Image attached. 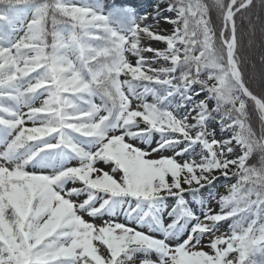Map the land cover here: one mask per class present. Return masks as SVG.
<instances>
[{"label":"snow or ice","instance_id":"1","mask_svg":"<svg viewBox=\"0 0 264 264\" xmlns=\"http://www.w3.org/2000/svg\"><path fill=\"white\" fill-rule=\"evenodd\" d=\"M254 6L0 0V264H264V91L237 23ZM221 177L216 210L197 198Z\"/></svg>","mask_w":264,"mask_h":264},{"label":"rangeland","instance_id":"2","mask_svg":"<svg viewBox=\"0 0 264 264\" xmlns=\"http://www.w3.org/2000/svg\"><path fill=\"white\" fill-rule=\"evenodd\" d=\"M108 1L109 0H106V1L102 0V2L104 4H106ZM157 3H160V0H131V3H128L127 6L134 7L137 10V13L139 15H144L146 12H150V13L155 14V7H156ZM166 14L172 15L171 13H166ZM172 27L173 26L171 24H166L163 20L160 21V29L164 30L165 32H170ZM252 41H253V44H252V46L250 47V50H249V51H251V56H254L253 53L255 52V48H257V47H258V50L260 51V54L262 55V53H264V43L263 44L260 43V45H259V43H257L255 38H253ZM259 42H260V40H259ZM144 43H145V45L151 44L152 47L159 48V49H163V48L166 47V45L163 42L145 40ZM146 55L152 56L153 54L147 53ZM257 55H259V54H257ZM129 59L132 60L133 62H135L136 58L135 57H131L129 55ZM250 64L251 65H250V68H249V71H250L249 72V77H253V76L255 77L254 79H251L254 82V84H255V82L261 81V79H260L261 73L264 72V70H262V68L259 66V64L255 63L254 60L253 61L251 60ZM151 66L153 68H159V67H162V66H168V64H167V62H165V61H163L161 59V60H157V61L153 62ZM121 79H124V77L122 76ZM201 96H203V94H201ZM44 98H46V97L42 96L36 102V104L34 106H40V104L42 103ZM146 99H147L148 102H152V97L151 96H148ZM98 102L99 101L97 100V103ZM137 103H138L137 101H134L133 102V106L135 107V105ZM24 111H27V109H24ZM218 124H219V119L217 118V120L213 122L212 127L216 128L217 138H220L223 135V133H221L219 131ZM32 126L33 125H32L31 122H28L27 125H26V127H32ZM37 126H39V125H37ZM157 138H158V135H157ZM134 143L137 146L145 147V145H143L140 141H135ZM0 150H2V149H0ZM196 151L199 152L200 149L197 148ZM164 154L165 155H172L173 153L169 151V152H165ZM188 158H189L188 156L184 157V159H188ZM194 158L199 159L198 156H194ZM252 160L254 161L255 157H253ZM72 164L73 165H78V161H72ZM215 174L217 176H219V173H215ZM235 182H236L235 177H233L230 180H226L223 177H221L218 181L215 182V187H210V188H206V189L201 190V194H200V196L197 199H201V198L204 199L206 202L209 203V206L211 208L218 210V208H219L218 202L215 199H211V196H217L218 197L219 195L227 194L229 186L232 183H235ZM185 187H187V186H185ZM210 194H211V196H210ZM186 198L192 204L195 205L197 210H199L200 205L196 201L193 200L191 195H188ZM168 203H169V206H171V205L174 204V201L170 200ZM168 210H170V207H169ZM84 218L86 220H88L89 222L96 223L97 225L102 223L101 219H99V218H91V217H88L86 214H84ZM166 219H169V218L166 217ZM123 220H124L123 217H119L118 218V222H123ZM169 222H170V219H169ZM228 231H229L228 224L222 222V224H221V226L219 228V232L217 234L225 233V232H228ZM206 242H207V237L205 238V243ZM204 250L205 251H209V249L207 247H205ZM153 258L155 259V257H153Z\"/></svg>","mask_w":264,"mask_h":264},{"label":"trees","instance_id":"3","mask_svg":"<svg viewBox=\"0 0 264 264\" xmlns=\"http://www.w3.org/2000/svg\"><path fill=\"white\" fill-rule=\"evenodd\" d=\"M204 2L208 3L209 5H212L214 3V0H204ZM113 3L121 4L119 0H111L106 5H111ZM218 15H219L218 12L214 8H210L209 17L213 21L214 25H218L219 23ZM257 15L264 16V13H262L261 9L259 8V0H255V6L250 8L247 12H244L243 16H241L240 14L237 15V23L238 25H242V31L247 32L249 28L248 20L249 18H251V20L255 24V34L252 37V39L255 38L257 43H259L260 45V43L261 44L264 43V23L256 19ZM242 43H243V50H242L243 55H245L248 58V63L245 68V72L247 73V75L249 76V72H250L249 68L251 65L250 64L251 60L252 61L254 60L255 63H258L259 66L262 68V70H264V61H262V55L260 54L258 47L255 48V52L253 53L254 56H251V51H249L250 50L249 37L245 36ZM249 83L251 88L256 92L264 91V88L261 87V81L255 82L254 84V82L250 79ZM255 162H256V157L255 160L254 161L252 160L250 163H255Z\"/></svg>","mask_w":264,"mask_h":264}]
</instances>
